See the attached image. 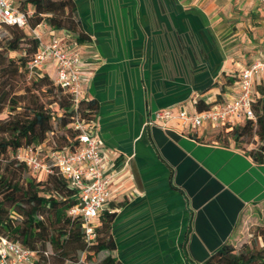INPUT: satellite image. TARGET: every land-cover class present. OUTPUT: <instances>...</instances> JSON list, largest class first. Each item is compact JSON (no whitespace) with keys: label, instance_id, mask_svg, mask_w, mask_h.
Returning <instances> with one entry per match:
<instances>
[{"label":"crops","instance_id":"1","mask_svg":"<svg viewBox=\"0 0 264 264\" xmlns=\"http://www.w3.org/2000/svg\"><path fill=\"white\" fill-rule=\"evenodd\" d=\"M74 2L92 38L83 61L86 98L99 103L97 132L111 156L108 172L118 170L106 208L117 215L112 254L123 264H191L184 248L188 238L189 256L202 263L234 240L246 209L264 201V165L217 142L189 137L210 134L216 130L211 127L189 132L177 123H146L160 109L216 102L223 74L239 73L264 55V3ZM245 31L247 43L239 39ZM53 34L67 32L48 27L42 37L49 41ZM192 45L203 58L196 71L188 61ZM244 46L254 50L247 63L227 56ZM237 88L226 86L223 101ZM124 201L122 208L111 207Z\"/></svg>","mask_w":264,"mask_h":264},{"label":"trees","instance_id":"2","mask_svg":"<svg viewBox=\"0 0 264 264\" xmlns=\"http://www.w3.org/2000/svg\"><path fill=\"white\" fill-rule=\"evenodd\" d=\"M15 1L20 11L31 12V16L26 27L3 26L8 36L0 43V115L9 111L7 117L0 119V236L33 250L36 257L31 264H75L82 255L90 264H123L112 254L116 249L112 236L116 213L109 210L101 213L96 238L87 243L83 218L70 214L78 203V191L57 170L41 179L18 159L19 150L27 147L44 145L46 150L58 152L80 148L79 132L72 127L76 111L70 95L56 86L50 76L30 74L28 63L39 49V40L33 36L32 29L46 22L57 32L73 34L79 43L91 42L92 38L83 29L74 0ZM13 53L19 56L14 57ZM237 79L238 73L228 75L217 101L198 100L196 109L208 110L222 102L225 87L234 85ZM44 96L51 100L44 101ZM253 107L255 119L222 127L216 135L219 139L233 138L236 145L244 138L255 137L257 147L250 151H242L232 143L224 145L208 140V135L200 138L190 133L189 137L198 142H217L243 154L256 165H264V82L255 85ZM79 113L87 121H97L99 103L94 99L82 101ZM57 127L66 130L61 142L50 137H57ZM125 204L126 201L112 202L111 207L122 208ZM249 217L264 220V201L251 204L239 221L234 240L223 244L202 263L194 262L189 256L187 238L184 248L190 263L264 264V224L257 225L250 245L244 236ZM191 229L192 226L190 233ZM101 254L102 258L96 261L95 257Z\"/></svg>","mask_w":264,"mask_h":264},{"label":"built area","instance_id":"3","mask_svg":"<svg viewBox=\"0 0 264 264\" xmlns=\"http://www.w3.org/2000/svg\"><path fill=\"white\" fill-rule=\"evenodd\" d=\"M253 1L264 3V0ZM30 16L31 12L18 9L15 0H0V30L5 25L26 27ZM48 27L44 22L32 29L33 36L39 40V49L28 63V69L31 75L50 76L56 86L70 95L76 111L72 127L79 132L80 148L73 152H58L46 150L44 145L27 147L19 150L18 159L24 161L41 179L57 170L78 191V203L70 214L83 218L85 239L90 244L96 238L98 218L111 202V185L116 180L118 170L108 172L111 156L98 137L97 121H87L79 113L82 101L89 100L84 89L86 76L83 66L85 45L88 44L79 43L68 32L65 36L53 34L49 41H45L43 29ZM263 79L264 55H261L239 71L235 82L237 94L230 100L216 103L211 109L203 111L196 109V103L193 110L186 107L160 109L146 125L167 127L170 123H177L183 130L194 132L202 127L221 129L245 119H255V85L262 83ZM35 257L33 250L0 236V264H31ZM75 264L90 263L82 255Z\"/></svg>","mask_w":264,"mask_h":264},{"label":"rangeland","instance_id":"4","mask_svg":"<svg viewBox=\"0 0 264 264\" xmlns=\"http://www.w3.org/2000/svg\"><path fill=\"white\" fill-rule=\"evenodd\" d=\"M8 36V31L6 29H4V27L0 30V43H2V41L4 40V38ZM248 33L245 31L244 35L240 36L239 39H240V42H245L247 43L248 41ZM246 46L243 47V50L242 51H230V52H227V56H230V57H233L234 61H237L240 62V63H247L254 55V50L252 49H246L245 48ZM12 56H16L18 57L19 54L18 53H13ZM236 59V60H235ZM227 80V76L225 74L222 75L221 79H220V83L218 82L217 85H223ZM43 100L44 101H49L51 100V97H43ZM190 105V104H189ZM19 111H22L21 109H19ZM7 115H9V111H5L2 115H0V119H3L5 117H7ZM56 125V124H55ZM55 135H57V137L55 136H50V137H53L55 139H58L60 140V142L62 141L61 137L63 135H65L66 133V130L64 129H59L58 127L56 128V131H55ZM218 134V129L214 130V132L210 133V134H206L208 135L207 138L208 140H216L218 141L219 143L221 144H229V143H232L233 146L237 147L238 149L242 150V151H250L251 149H254L257 147V144H258V140L257 138L255 137H252V138H244L243 142L241 143H238L237 145L235 144L233 138H231L229 140L230 137H226L223 138L221 137L220 139L219 138H216V135ZM260 223H263L264 224V220L262 219H258V221H255L253 220L252 218H247L246 219V222H245V229H244V236H245V239H246V243H249L250 245L253 244V240H254V235H255V231L257 229V225L260 224ZM260 245L261 247L263 246V241L260 239ZM248 244V245H249ZM102 258V254L99 256V257H95L96 261L98 259H101Z\"/></svg>","mask_w":264,"mask_h":264},{"label":"water","instance_id":"5","mask_svg":"<svg viewBox=\"0 0 264 264\" xmlns=\"http://www.w3.org/2000/svg\"><path fill=\"white\" fill-rule=\"evenodd\" d=\"M202 60H203L202 55L199 54V51L195 50V48H193V45H192V49L189 50L188 52V61L191 63L194 71L197 70V68L195 67V64L200 63V61L202 62Z\"/></svg>","mask_w":264,"mask_h":264}]
</instances>
